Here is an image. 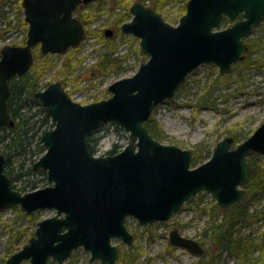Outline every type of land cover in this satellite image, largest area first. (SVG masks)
Masks as SVG:
<instances>
[{
    "label": "water",
    "instance_id": "obj_1",
    "mask_svg": "<svg viewBox=\"0 0 264 264\" xmlns=\"http://www.w3.org/2000/svg\"><path fill=\"white\" fill-rule=\"evenodd\" d=\"M89 1L22 0L26 42L0 47V127L14 125L7 105L8 80L29 70L33 45L39 43L44 54L64 53L79 44L85 29L72 14L78 4ZM185 11L173 25L141 2L131 5L132 17L121 29L140 39L149 59L130 77L109 84L110 97L82 104L58 80L35 91L55 126L41 134L46 151L32 168L45 170L51 184L26 193L14 190L0 153V210L19 205L26 214L40 208H53L56 214L40 219L5 264H45L48 259L63 264L78 247L90 252V262L116 264L119 250L112 239L133 242L126 216L140 225L167 221L200 190L212 193L221 208L243 199L250 177L245 158L252 151L264 154V120L234 147L232 135L220 139L208 161L195 167L192 150L161 143L145 122L153 107L173 97L194 68L212 63L227 73L244 58V38L264 20V0H188ZM224 16L233 23L217 29ZM111 121L130 132L129 143L117 153L95 156L88 139ZM168 237L175 247L202 253L197 240L176 228Z\"/></svg>",
    "mask_w": 264,
    "mask_h": 264
},
{
    "label": "rangeland",
    "instance_id": "obj_2",
    "mask_svg": "<svg viewBox=\"0 0 264 264\" xmlns=\"http://www.w3.org/2000/svg\"><path fill=\"white\" fill-rule=\"evenodd\" d=\"M135 1L138 0H126L123 8L117 0H103L101 10L85 23V39L76 48L54 55L35 53L33 61L36 67H45L39 86L56 80L63 81L72 99L82 104L110 97L111 93L107 90L109 84L120 78L130 77L142 62L148 60V56L140 50L139 39L131 33L122 32L118 28L117 35L110 40L103 35V30L109 26V11L116 14L117 18ZM142 1H150L153 6L156 4L154 0ZM186 1L167 0L157 11L163 13L166 22L177 25L186 12ZM100 2L102 0L91 3L87 9L88 13H93L95 6ZM20 3L21 0H18V4ZM2 8L5 13H0V47L5 44L22 45L27 30L22 24L17 26L15 23L14 8L3 5L0 11ZM84 12L80 10L77 14L81 16ZM222 26L224 27L223 23L220 28H223ZM262 26L264 27V20L247 37L252 43L246 42L248 48L243 61L233 64L230 71L221 74L217 64H201L187 75L173 97L154 107L151 114L154 120L152 123L157 122L162 131L156 130L155 136H152L163 144H174L192 150L191 167L208 161L216 143L223 137L232 135L236 140L231 146L234 147L248 138L264 120V65L258 68L247 63L253 58L255 61L260 59L264 64ZM1 28H6L7 31L3 32ZM103 56L114 58L115 65L95 71L92 66ZM68 64L73 66L69 67ZM61 67L65 68L61 70ZM214 80H218L217 84L220 86L213 91L210 84ZM30 107L28 114H35L32 120H38L42 116L38 112V106L33 104ZM92 138L94 154L97 156L112 154L109 151L113 148L114 152L120 151L130 140L129 132L113 121L100 125ZM2 145L3 142L0 141V147ZM15 152L13 149L11 157L14 168L22 161L30 164L29 151ZM258 157L261 161L260 167L264 169V154ZM48 183L46 175L40 171L15 182L21 192H28L33 187L39 188ZM214 204L221 209L212 194L200 191L190 197V200L167 221L158 220L148 225H140L138 219L127 216L125 226L134 240L131 244H125L120 238L112 239L119 250L116 264H244L239 256L230 254L227 247L221 246L213 239L212 232L217 223H227L223 215L210 214ZM259 210L264 211V196H258L248 212L255 216ZM31 214L34 216L32 220H28L19 206H7L0 211V264H4L10 254L26 242L40 219L51 217L56 211L53 208H40ZM252 217L235 223L232 234L233 239L247 237L254 241L252 257L255 258L261 253L258 245L264 236V216L260 215L257 221ZM173 228H177L185 237H192L203 244L205 253L200 256V260L193 253L170 244L168 235ZM22 229H26V234L23 233L15 244L8 242L9 232L17 234ZM128 254H135V257L131 259ZM89 258L90 252L78 247L63 264H101L97 259L93 263L89 262ZM262 261L264 258L260 262ZM21 264H29V261H22ZM46 264H56V261L49 259Z\"/></svg>",
    "mask_w": 264,
    "mask_h": 264
},
{
    "label": "trees",
    "instance_id": "obj_3",
    "mask_svg": "<svg viewBox=\"0 0 264 264\" xmlns=\"http://www.w3.org/2000/svg\"><path fill=\"white\" fill-rule=\"evenodd\" d=\"M124 8V2L126 0H117ZM186 1V0H184ZM156 4H154V7L156 10L160 8L161 6H164L166 4L167 0H154ZM130 3V2H129ZM103 5L102 2L98 3L93 13H88L87 9L90 6L87 4L84 7V14L81 15L82 19L84 20V24L88 23L89 19L91 17H94L97 15V13L101 10ZM18 23L19 25H23V27L26 26V23L22 16V8L21 3L18 4ZM130 14L125 10V12L121 13V15L117 16L113 23L115 25H118L123 20L128 19ZM229 20H227L226 17L223 19V24H227ZM262 28H264L262 26ZM244 41L248 42L249 39H245ZM251 42V41H250ZM257 42V41H256ZM255 42V43H256ZM252 43V42H251ZM253 45V44H252ZM252 49V48H251ZM253 51V49L251 50ZM254 52V51H253ZM95 65L92 66L95 71L98 70H104L107 67L114 66L116 63V60L114 58H110L107 56L101 57ZM124 58V57H123ZM122 59V58H121ZM252 61H248L247 63L249 65H253L255 67H262L263 61L258 59L255 61L253 58L250 59ZM120 61V60H119ZM243 61V60H242ZM69 67H72L73 65L68 64ZM68 67V68H69ZM65 67H61V70ZM44 68L36 67V65H33V68H31L28 73L23 75V77H12L10 80V97L8 99V105H9V112L15 119L14 127L10 128L9 131L5 132L3 135H0V141L3 142V145L0 147L1 152L6 157L5 162V171L8 174L11 182L17 181L18 179L22 180V178L26 177L27 174L32 173V168L30 164H27L26 161L20 162L17 168H14L13 161H12V150L14 149L16 152H26L29 151V158L33 159L32 156L37 155V153H42L44 151V147L41 146L39 141V136L37 135L38 132L45 130L46 127H44L47 122L49 121V116L46 114H43V116L33 121L32 117L35 114H28L31 107L34 104H40L38 103V100L34 98V92L39 87V81L40 78L44 75ZM218 80H214L210 85L211 89L214 91L217 89L220 85L217 84ZM210 93V92H208ZM32 104L30 105L29 104ZM154 120L150 117L148 121L145 123L148 131L151 132L153 136H155L156 130L162 131L160 127L158 126L157 122L152 123ZM89 143L91 144L90 148L92 152H94V139L90 137ZM33 144V146H31ZM19 148V149H18ZM113 148L110 153L114 152ZM15 152V153H16ZM248 165L250 169V178L249 181L245 184V191L246 195L243 197L241 201H238L233 204V206L226 208V209H219L217 205H213L211 208V213H216V215L221 214L224 217V220L222 223H217L213 229L212 237L217 243L221 244L223 247H227L228 251L232 255H237L241 258L242 262L244 264H256L260 262L264 258V240L262 239L259 243L258 247L261 250V253L259 255H256L255 258L252 257L253 255V240H250L247 237H243L241 239H233L232 234V228L234 227L235 223H237L240 220H244L245 218L252 217L253 214H250L248 212L250 206L258 196H264V169H261L260 164V158L258 157V154L255 152L250 153L247 158ZM42 173H45L44 171H41ZM249 196V197H248ZM264 216V211L259 210L258 213L252 217V219L257 221L259 219V216ZM26 218L29 220L33 218V214L25 215ZM223 231V232H222ZM33 232V231H32ZM31 232V234H33ZM222 232V233H221ZM26 234V229L20 230L17 234H12L9 232V241L10 243H16L22 234ZM219 235V239H218ZM30 237V235H29ZM28 237V238H29ZM28 238L25 240L27 241ZM225 242V243H224ZM224 243V244H222ZM21 246V245H20ZM14 247V246H13ZM13 249V248H11ZM136 254V253H135ZM135 254H128L129 258L133 259L135 257ZM127 256V259H128Z\"/></svg>",
    "mask_w": 264,
    "mask_h": 264
},
{
    "label": "flooded vegetation",
    "instance_id": "obj_4",
    "mask_svg": "<svg viewBox=\"0 0 264 264\" xmlns=\"http://www.w3.org/2000/svg\"><path fill=\"white\" fill-rule=\"evenodd\" d=\"M95 1H98V0H91V1H89V2H87V3H80V4H78V6L74 9V11H73V16H76V17H78L79 19H80V21H81V23H82V25L84 26L85 24H84V22H83V20L81 19V16H79L77 13H79V11L80 10H84V7L87 5V4H91V3H93V2H95ZM135 2H141V3H143V4H145L147 7H151L155 12H157L159 15H161L162 17H163V19H164V15H163V13H159L156 9H155V7L152 5V4H150L151 2L149 1V3L148 2H143L142 0H138V1H135ZM135 2H133V4L135 3ZM131 3V2H130ZM3 5H5V7L6 6H8V5H10L12 8H14L13 10H15V15H14V17H13V19H14V21H15V23L17 24V26H21V25H19V23H18V17H19V14H18V8H17V6H18V0H0V7H2ZM132 5V4H131ZM131 5L129 6V8L127 9V12L130 14V16L128 17V19H126V20H123L120 24H119V27H118V25H115L114 23H113V21L115 20V17H116V14H114V13H112V12H110L109 11V15H111L110 16V18L108 19V25L109 26H107L104 30H103V35L104 36H106V38L108 39V40H110L111 38H114L115 37V35H117V29L119 28L120 29V31H121V24L125 21V22H127L131 17H132V14H131V12H130V7H131ZM21 8H22V18L24 19V21H25V18H24V12H23V7H22V0H21ZM3 10H1L0 11V13L1 14H4L5 13V11H4V8H2ZM17 12V13H16ZM80 15H82V14H80ZM112 17V18H111ZM165 20V19H164ZM8 24L10 23L9 21L7 22ZM25 23H26V21H25ZM2 29V28H1ZM24 29L25 30H28L27 29V23H26V26L24 27ZM84 29H85V33H84V38H83V40L85 39V36H86V27L84 26ZM107 29H109V31H107L106 32V30ZM2 31L3 32H6L7 30H6V28H4V29H2ZM26 36H27V31H26ZM26 36L22 39V41L25 43L26 42ZM135 37V36H134ZM82 40V41H83ZM81 41V42H82ZM80 42V43H81ZM23 43V44H24ZM79 43V44H80ZM139 43H140V41H139ZM22 44V45H23ZM79 44H77V45H75V47H69V48H67V50H69V49H74V48H76V46H78ZM6 45V44H5ZM8 45H10V44H8ZM12 45H15V44H12ZM22 45H20V46H22ZM3 46V45H2ZM1 46V47H2ZM31 50H32V54H33V60H34V57H35V53H40L41 55H46V54H50V55H54V54H61V53H56V52H54V53H42L41 52V50H40V44L38 43V44H35V45H33V47L31 48ZM66 50V51H67ZM140 50H141V45H140ZM65 51V52H66ZM64 52V53H65ZM141 52H142V50H141ZM143 53V52H142ZM144 54V53H143ZM144 55H147V54H144ZM148 56V55H147ZM148 58H149V56H148ZM33 65H34V61H33V64L31 65V67L29 68V70L31 69V68H33ZM29 70H27L26 71V73H28V71ZM25 73V74H26ZM25 74H23V75H25ZM12 77H14V76H12ZM16 77H23V76H16ZM12 78H10L9 80H8V83L10 82V80H11ZM58 81H60V80H58ZM54 82H56V81H54ZM61 82V84H62V87L64 88V90L66 91V92H68L69 93V95H70V91H68V89H66V87H65V85H64V82L63 81H60ZM49 83H51V82H49ZM49 83H45V85L44 86H39L35 91H39V90H43V89H45V87L49 84ZM9 89H10V83H9ZM9 94H10V92H9ZM11 95V94H10ZM10 95H9V97H10ZM71 96V95H70ZM9 97H8V99H9ZM34 98H36L37 100H38V98L35 96V92H34ZM72 98V97H71ZM92 102V101H91ZM38 103H40V101L38 100ZM34 104V103H33ZM7 105H8V100H7ZM37 106H38V112L39 113H41L42 114V116H43V114H47V112L45 111V109H44V107H43V105H42V103H40L39 105L38 104H36ZM8 112H9V105H8ZM9 114H10V112H9ZM11 115V114H10ZM48 116H49V121L47 122V124L44 126V127H46L45 128V130H43V131H40V132H38V136H39V141H40V144H41V146H43V144H42V141H41V134L44 132V131H47V129H52L54 126H55V124L53 123V121H52V118H51V116L49 115V114H47ZM42 116H40L39 117V119L42 117ZM11 117L13 118V116L11 115ZM13 120H14V123H15V119L13 118ZM13 127H14V125H13ZM49 127H51V128H49ZM12 128V127H11ZM10 130V127H7V126H2V127H0V135H3L5 132H7V131H9ZM90 137H92V136H90ZM89 140H90V138L88 139V144H90L89 143ZM2 142V141H1ZM90 146H91V144H90ZM45 149H44V151L46 150V147L45 146H43ZM1 149V148H0ZM1 154H3L2 152H0ZM4 155V154H3ZM38 155H40V153H37V155H34V156H32L33 157V159H31V162H30V166H31V168H32V165H33V163L35 162V161H37V158H38ZM192 155H193V153H192ZM4 158L6 159V157H5V155H4ZM5 162H6V160H5ZM27 164H29V163H27ZM4 168H5V164H4ZM38 171H44L45 173H42V174H44V175H46V178H47V174H46V171L45 170H43V169H39ZM4 172H5V174H7L6 173V171H5V169H4ZM36 171H34L33 170V168H32V173H30V174H27V176L28 175H33V173H35ZM38 173V172H37ZM7 176H8V174H7ZM26 176V177H27ZM26 177H24V178H26ZM8 178H9V176H8ZM48 179V178H47ZM9 180H10V178H9ZM18 180H20V179H18ZM17 180V181H18ZM11 181V180H10ZM17 181H13V182H11V186H12V188L14 189V190H18L19 192H21L20 191V188H19V186H17L16 184H15V182H17ZM34 189H36L35 187H33V188H31L30 190H34ZM19 206V205H18ZM20 207V206H19ZM227 208H229V207H227ZM21 209V208H20ZM223 209H226V208H223ZM1 210H3V209H1ZM0 210V211H1ZM36 211V210H35ZM25 212V211H24ZM34 212V211H33ZM33 212H31V213H33ZM31 213H29V214H31ZM26 214V213H25ZM29 214H26V215H29ZM23 244V243H22ZM200 247H202V253L201 254H196V253H194L193 251L191 252L190 250H188V249H186V248H184V247H181L183 250H186L188 253H193L195 256H197L199 259L198 260H200L201 259V257L200 256H202L204 253H205V249H204V247H203V244L201 245L200 244ZM176 248H180V247H176ZM180 248V249H181ZM118 258V257H117ZM49 260V259H48ZM47 260V261H48ZM53 260V259H52ZM198 262V261H197ZM262 262H264V261H262ZM47 263V262H46ZM45 263V264H46ZM93 263V262H92ZM261 263V262H260ZM5 264V263H4ZM21 264V263H20ZM102 264V263H101ZM259 264V263H258Z\"/></svg>",
    "mask_w": 264,
    "mask_h": 264
}]
</instances>
